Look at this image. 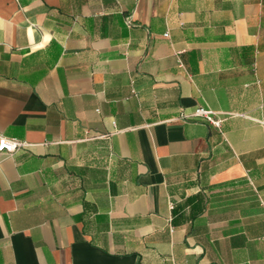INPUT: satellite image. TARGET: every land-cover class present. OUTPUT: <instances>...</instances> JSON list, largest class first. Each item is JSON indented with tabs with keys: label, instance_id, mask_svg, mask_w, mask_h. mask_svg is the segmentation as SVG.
Segmentation results:
<instances>
[{
	"label": "crops",
	"instance_id": "crops-1",
	"mask_svg": "<svg viewBox=\"0 0 264 264\" xmlns=\"http://www.w3.org/2000/svg\"><path fill=\"white\" fill-rule=\"evenodd\" d=\"M0 134V264H264V0H0Z\"/></svg>",
	"mask_w": 264,
	"mask_h": 264
},
{
	"label": "built area",
	"instance_id": "built-area-1",
	"mask_svg": "<svg viewBox=\"0 0 264 264\" xmlns=\"http://www.w3.org/2000/svg\"><path fill=\"white\" fill-rule=\"evenodd\" d=\"M165 36L169 37V32H167ZM181 65L184 66L183 63H181ZM215 113L216 112L211 109L200 106L196 109V112L192 113L191 115H188V117L190 116L204 117L212 124H214L216 127H221L222 119L217 118V116L215 117ZM25 145H27L26 141L17 138L7 137L0 134V153L2 154L12 155L18 149H20Z\"/></svg>",
	"mask_w": 264,
	"mask_h": 264
}]
</instances>
